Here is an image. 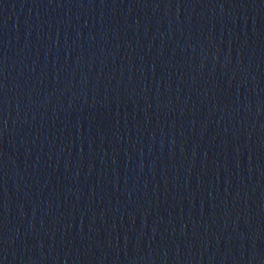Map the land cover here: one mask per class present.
Listing matches in <instances>:
<instances>
[{
  "label": "water",
  "instance_id": "water-1",
  "mask_svg": "<svg viewBox=\"0 0 264 264\" xmlns=\"http://www.w3.org/2000/svg\"><path fill=\"white\" fill-rule=\"evenodd\" d=\"M0 264H264V0H0Z\"/></svg>",
  "mask_w": 264,
  "mask_h": 264
}]
</instances>
